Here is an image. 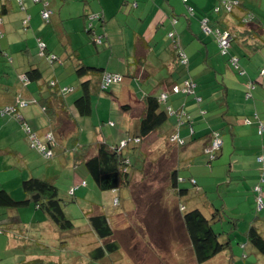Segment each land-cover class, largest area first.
<instances>
[{"label": "crops", "instance_id": "1", "mask_svg": "<svg viewBox=\"0 0 264 264\" xmlns=\"http://www.w3.org/2000/svg\"><path fill=\"white\" fill-rule=\"evenodd\" d=\"M236 1L238 6L234 7L231 13H226L222 7L216 13L214 8L218 5V0H54L51 3L48 0H41L39 3L34 0H22V7L18 5L17 0H0L2 19L0 76L3 77L5 72L13 76L14 61L9 51L17 58V63L23 70L17 74L16 82L7 77L0 79V110L10 107L17 111V116L0 114L2 149L7 150L12 140L19 142L20 147L11 151L13 152L11 155L24 161L28 150L22 138L24 130L21 128H24V125L28 127L29 124L34 127L32 114L36 111L44 115L47 127L40 132L37 128L34 133L42 136L46 132H51L57 140V145L65 144L71 129L77 124L76 118L83 117L74 105L82 90L78 86L79 94L70 96L72 102L67 101L69 94L60 99L53 97L48 87L49 83L55 82L60 89L66 87L62 86L55 76L45 82L40 58L56 73L54 64H58L56 65L58 67L65 66L61 59L62 54L77 55L72 47L78 40L86 43L85 31L91 24L94 33L101 36L103 40L101 45H93L102 46L101 51L104 55L111 54L109 60L114 62L117 60L118 63L115 62V65L83 64L78 54L76 60L71 62L70 68L75 76V71L80 66L96 67L102 72L120 75L122 79L123 76H129L132 82H141L142 85H150L153 82L150 79L152 72L164 75L157 82L158 87L152 89L150 94L148 88L147 92L140 90L142 96L140 95L139 99H136L134 94L132 96L125 93L124 99L119 103L120 127L116 130L117 137L120 138L119 142L124 140L126 135L137 132L139 117L143 111L142 99L148 95L159 98L166 95V99L163 100L164 108L182 109L190 122L186 123V119L183 121L181 119L182 126H178L176 130L177 122L172 121V118L168 119L158 130L156 143L159 142L161 145V140H164L165 136L170 137L178 132L186 148L183 155L199 151H194L197 143L200 144V151L204 152L205 147L210 143L211 133L220 132L222 149L215 160L207 161L208 167L225 156L228 151L230 154L239 149L241 152L237 153L236 157L232 153L229 155V173L234 171L237 174H243V168L233 167V163L245 162L247 152L250 150L256 158L260 147L264 146V133L261 136L257 134L259 123H264V69H260L263 62L258 59L260 50L264 46V0ZM41 2L49 4L51 11L49 23L43 22L39 14ZM188 8H192V15ZM92 14H99L101 19L89 21L88 18ZM248 15H253L254 21L249 27H244L241 19ZM24 19H27V25L22 24ZM203 19L210 28L226 30L231 34L232 41L226 55L220 54L213 37L202 33L200 23ZM45 29H48L50 33L42 35ZM13 31L19 34L17 38L14 37ZM169 33L175 36L173 42L168 38ZM53 36L58 37L56 41L63 50L52 45ZM38 41L44 43L45 55L52 54L56 57L57 60L53 64H49L44 56H40ZM175 43L188 57L185 68L180 67L175 61L172 52ZM11 44H14L12 50ZM230 57L237 59V68L229 62ZM5 62L12 66V69L6 67ZM30 70H37L40 73L39 78L28 79L26 73ZM76 79L81 83L86 80V77ZM186 79L192 80L197 85L191 94L183 96L170 91L172 84L181 85ZM99 80L100 77L92 80L95 84L93 88L95 92ZM249 82L253 88L250 90L251 97L247 98L246 85ZM196 98L200 99V102L197 103ZM126 105L129 106V110H122L121 106ZM33 106L38 107V110L23 111ZM91 114L92 111L89 116ZM246 119L249 120L248 124L245 122ZM111 127L115 129L116 125L113 124ZM227 132L230 134L229 138H227ZM97 141L114 144L109 143L111 140L106 141L95 133L89 145H82L83 149L76 153L75 162L82 163L85 158L84 147L91 148L90 146ZM253 141L256 142L255 145ZM1 153L7 152L0 151ZM8 154L10 155V152ZM255 158V163L259 165ZM255 165L253 164V167ZM248 175H254V171L250 168H248ZM44 180L53 182L51 179ZM179 180L183 182L182 178ZM75 182H78V178L72 181L71 188L76 185ZM82 182H85L86 187V181L81 180L79 183L81 188H83ZM2 215L0 212V216ZM14 216V210H9L6 215L8 218ZM88 232H91L90 228Z\"/></svg>", "mask_w": 264, "mask_h": 264}, {"label": "rangeland", "instance_id": "2", "mask_svg": "<svg viewBox=\"0 0 264 264\" xmlns=\"http://www.w3.org/2000/svg\"><path fill=\"white\" fill-rule=\"evenodd\" d=\"M48 1L51 3L54 0ZM18 5L22 7V3L18 2ZM251 23L253 21L245 19L242 25L249 27ZM48 33L50 31L45 29L42 35ZM13 35L15 38L19 36L15 31ZM85 36L86 43L78 40L72 47L74 53L79 54V59L82 58L83 64L118 63L117 60L115 62L109 60L111 54L104 55L101 51L102 46H94L86 34ZM56 38L58 37L53 36L52 45L63 50ZM10 46L12 50L14 44ZM9 53L14 61L13 76L5 72L0 79L7 77L16 82L17 74L23 70L18 65L17 58L11 51ZM77 55L62 54L61 59L65 66L58 67L56 66L58 64H54L56 73L40 58L45 82L55 76L62 86L73 89L72 93H67L69 102H72L70 96L79 94L80 82L70 71L71 62L76 60ZM258 59L263 62L260 66L263 70L264 46L260 50ZM6 67L12 69L8 63ZM258 73L261 75V71ZM163 76L152 72L150 79L153 82L150 85L135 83L131 81V77L123 76L121 83L112 84L106 92L98 90L95 92L93 89L95 84H93L92 114L89 117L76 118L77 124L71 129L65 144L57 145L52 149L53 154L50 157H46L37 146H30L25 131L22 133V138L28 152L24 161L11 155L13 153L11 151L20 147L19 142L10 141L5 151L0 145V151L7 152L0 154V189L9 193L15 201H21L26 199L21 187L22 181L30 177L51 179L62 199L64 215L74 226L71 231L60 232L49 219H46V215L41 210L34 207L33 203L14 211L15 216L10 218L6 217L9 210L0 209L3 214L0 216V229L4 230L0 233V264H197L186 231L179 219L180 206L185 209L184 212L198 209L209 220L217 218V222H211L212 229L220 235L222 243L229 240L230 252L223 251L202 264H264V257L247 243L246 236L249 227L254 226L264 238V209L261 212L257 210L255 194L253 190L251 191L255 183L262 185L264 202V182L261 183L264 163L257 165L254 161L255 154L251 150L247 152L245 162H234L232 165L243 168L241 175L234 171L229 173V155L232 153L236 157L237 153L241 152L239 149L230 154L228 151L221 159L213 162L211 167H208V156L200 151L199 143L194 146V151H199L184 155L185 147L178 145L177 147L183 148L176 150L173 146L163 145V140L161 145L159 142L146 145L147 147L142 151L143 160L139 159L137 154L126 152L131 158L132 165L134 164L131 182L133 193L126 187L118 191H100L88 176L83 164L75 162L76 154L72 151L73 146L89 145L95 133L106 141L111 140L109 143L119 144L120 138L116 133L120 127L119 103L124 99L125 93L132 96L134 94L136 99H139L140 90L146 92L149 90L150 94L152 89L158 87L157 82ZM36 96L39 98L38 94ZM37 108L28 107L23 111L27 109L36 111ZM161 108L164 109L163 106ZM22 114L26 115V113ZM32 115L34 127L28 125L31 132L34 133L37 128L40 132L47 127L44 115H40L37 111ZM170 118L175 122L178 120L176 115H168L169 120ZM109 122L116 125V128L109 127ZM257 134H260L258 130ZM47 135L55 138L51 132H46L42 136L36 134L42 144V139H46ZM229 136L227 132V138ZM236 143H238L237 139ZM253 143L256 144L254 141ZM11 145L12 147H9ZM262 154H264V146H261L258 152V155ZM176 164L179 177L183 179V182L179 183V189L187 191L182 198L176 197L170 190L168 180L169 173ZM253 164H256L255 167ZM248 168L254 171V175H248ZM77 178L78 182H75L74 187L79 186L81 180H85L87 186L79 191L76 189L73 195L74 187L70 186ZM115 200L118 201L117 204ZM95 211L109 218L113 230L112 240L117 245L113 254L104 256L98 262L92 260L89 251L100 245V240L93 233L88 232L86 219L87 213H95Z\"/></svg>", "mask_w": 264, "mask_h": 264}, {"label": "trees", "instance_id": "3", "mask_svg": "<svg viewBox=\"0 0 264 264\" xmlns=\"http://www.w3.org/2000/svg\"><path fill=\"white\" fill-rule=\"evenodd\" d=\"M40 1L41 0H38L37 2L39 3ZM48 5H49L48 3L41 2V9L39 12L43 22L46 23H49L51 16V11ZM219 5L220 4L218 0L217 6ZM44 10L50 12L49 19H44L42 17V12ZM226 13H231V12H226ZM92 15H98L99 16V18L97 19L98 21L101 19L99 14H92ZM248 16H245L244 18H247ZM252 21H254V17ZM22 22H24V20ZM85 33L87 34L91 42L94 45L98 46L96 43L92 41V33L88 28L85 31ZM229 47H230V43L228 48ZM172 52L174 54L175 61L179 63L180 58L178 55L182 54L183 52L181 50H173ZM185 59L188 61V57L186 54H185ZM26 74L29 77L28 79L30 80L39 78L40 76V73L37 70H30ZM75 74L78 78L86 77V80L81 82L79 85V87L82 90V93L80 97L75 100L74 105L81 116L87 117L92 111V106H91V88L93 84L92 80L96 79L97 77H100V80L97 84V90L99 92H106V90L112 84L105 86L104 75L110 73L102 72V70L95 67L80 66L75 71ZM110 75H116V74H110ZM121 81H122V77L118 83H120ZM175 86H177V84H172L170 88H173ZM196 86L197 85L195 83L193 89H195ZM48 87L50 88V91L52 93L51 95L53 97L55 96L58 97V99L63 98L64 95L72 91L71 89L68 88H64L67 90H64L63 88L60 89L55 82L49 83ZM142 104H143V111L139 117L138 130L137 132L126 135L124 139L131 138L132 140L128 142L125 147L120 148L119 144L109 145L104 141L95 142L92 146H90L91 148L84 147L85 158L82 164L85 167L88 176L91 178L93 183L100 191H118L120 188L123 187L132 190L133 188V185L131 184L132 175H133L132 167L134 166V164L132 165L131 158L127 155V153L132 152L135 155L137 154L138 158L143 160L142 151L144 147L146 148L147 147L146 145L148 144L151 145L155 144V142L157 141L156 134L158 130L161 129V127L164 126L168 120L167 111L165 108L164 109L161 108V106L164 107V104L160 101L159 97H155L152 95L145 96L142 99ZM121 109L127 111L129 110V106L127 105L121 106ZM183 119H186V123L190 122L186 117L182 118V121ZM177 125L179 127L182 126L179 124ZM108 126L111 127L113 126V124L111 125L110 123L108 124ZM213 132H217V131H213ZM213 132L210 135L211 139ZM217 133H219L221 139L220 132ZM168 136H165V139L163 140L164 141L163 145L167 144L173 146L176 148V150H179L178 148L184 147V142L183 145H180L183 147H177L178 143L170 141V137ZM134 139H137L138 141L136 142ZM53 140L55 146L51 147L50 150L51 155L53 154L52 149L57 147L56 144L57 140L55 138ZM45 142L46 140L44 139L43 143ZM207 147H205V149ZM72 149H73L72 151L76 154L77 151L79 152L81 149H83V146L80 145L78 146V144H76L75 147L73 146ZM221 149L222 146L220 150ZM89 151H91V153H89ZM219 151L215 153L213 160L217 158V154L219 153ZM213 160H209V161H213ZM263 175L264 174L262 173L261 176ZM262 178L263 181L261 183L264 182V176ZM179 179L180 178L177 172V164H176V167L173 168V170L169 173L168 180L170 183V188H171L170 190H172L175 193L176 197L182 198L183 196L186 195L187 191L181 188L179 189V183H180ZM85 185L86 184H84L83 187H85ZM21 187L26 195V199L21 201H15L10 196L9 193H7L3 189H0V208L16 211L21 207L27 206L29 203H33L34 207L38 210H41L46 215L47 219H49L51 223L55 225L60 232L64 233L73 230L74 228L73 223L70 220H68L64 215L62 209L63 202L62 199L59 197L58 189L53 182L31 177L25 181H22ZM79 188H81L80 185L74 187L72 194L74 195L75 193L74 191ZM252 190L255 194L257 193L255 191V186L252 187ZM117 202L118 201L115 200L116 204ZM179 211H180L179 219L181 220L183 228L186 231L197 264L205 263L223 251L228 250L230 252L229 243H228L229 240L222 243L220 241V237H219L220 235L212 229L211 222H217L218 220L217 218H211L209 220L198 209H193L188 212H184L185 209L184 208L181 209L180 206ZM86 219L91 232L97 237L98 240H100V245H98L89 252V254L92 257V260L94 262L96 261L98 262V260L103 259L104 256L113 254L117 249L116 243L112 240L113 238L112 226L110 224L109 218L106 215L99 214L96 211L95 213H87ZM3 231L4 230L0 229V233H2ZM246 236H247V243H249L256 250L258 254L264 257V238L260 235L258 229L254 226H250Z\"/></svg>", "mask_w": 264, "mask_h": 264}, {"label": "built area", "instance_id": "4", "mask_svg": "<svg viewBox=\"0 0 264 264\" xmlns=\"http://www.w3.org/2000/svg\"><path fill=\"white\" fill-rule=\"evenodd\" d=\"M17 1L19 3H21L22 0H17ZM34 1L37 2L38 0H34ZM219 4H220L219 6L214 8V12H216V13L219 11L220 7H222L224 9V11H226V12H232V9L234 7H236V6H238V2L236 0H219ZM188 11H189V13L191 15L193 14V10L191 8H188ZM49 16H50V12H48L47 10H44L42 12V17L44 19H49ZM98 18H99L98 15H92L88 19H89V21H91V20H94V19L97 20ZM245 19L248 20V21H250V20L252 21L253 17H252V15H249L247 18H243L241 20V23L244 24ZM26 20L27 19H24L23 23L26 24ZM1 22H2V20L0 18V24H1ZM174 23H175V21H174ZM200 27H201V30H202L203 34H205L206 36L213 37L214 40L217 42L220 54L226 55L228 53L229 43L232 41L231 34L228 31H226V30L222 31V30H219V29L210 28L208 26L206 20H204V19L201 21ZM87 28L92 33V41L94 43H96L97 45H100L102 43L101 36L96 35L94 33V31H93V29L91 27V24H89ZM0 36H1V34H0ZM174 37L175 36L173 35V33H169L168 38L171 39L172 42H173ZM38 48H39L40 56H44L46 61L49 64H52V63H54L57 60L56 57L54 55H52V54L45 55V45H44V43L38 41ZM174 50H181V49H179L178 44H176V43L174 44ZM178 56L180 58L178 65L179 66H184V67L187 66L188 61L185 59L184 52L182 54L178 55ZM229 62L235 68H237V59L236 58L230 57L229 58ZM104 79H105V86H107V85H110V84L118 83L121 80V77L118 76V75L105 74L104 75ZM194 84L195 83L192 80L186 79V80H184L182 82L181 85H177V86H175L173 88H170V91L173 94H176V95L188 96L189 94H191L193 92ZM246 88H247L246 97L250 98L251 97L250 90L253 88V85L249 82V83H247ZM64 90H67V89H64ZM165 99H166V95H163L160 98V101L162 103H164L163 100H165ZM195 101L198 103V102H200V99H195ZM166 111H167L168 115H176L178 117V120H177V123H176V127H175V129L177 130V128H178L177 124L180 125L182 123L181 119L187 117V114L182 109L179 110V111H173L169 107L166 108ZM0 114L1 115L17 116V111L14 108L5 107V108H2L0 110ZM245 122L247 124L249 123V121L247 119L245 120ZM23 130L25 131V133H27V138H28V141H29V144H30L31 147L37 146L38 148L41 149L42 153H44V155L46 157H50L51 156V152H50L51 147H54L55 145H54V140H53V138L50 135L46 136V139H45L46 142L42 144L40 142V140L37 138L36 134L31 132L29 127L24 125ZM258 131L260 133L259 135L264 133V123H262V122L259 123ZM131 140H132L131 138L124 139L123 141L120 142L119 147L120 148L125 147L127 145V143L130 142ZM134 140L136 142L138 141L137 139H134ZM170 141L177 142L178 145H183V140L180 139V137L178 136V132H175L173 135L170 136ZM221 146H222V141L220 139L219 133L213 132L210 145L206 149H204V153L208 156L209 160H213L214 159L215 153L220 150ZM256 161L259 164L264 163V154L258 155L257 158H256ZM263 176H261V182L263 181V178H262ZM84 184L85 183L82 182V186H84ZM255 191L257 193L256 194L254 192L253 193L255 194V201H256L257 210L261 211V210L264 209V202H263L262 189H261L260 184H256L255 185ZM181 209H183V208H181Z\"/></svg>", "mask_w": 264, "mask_h": 264}, {"label": "clouds", "instance_id": "5", "mask_svg": "<svg viewBox=\"0 0 264 264\" xmlns=\"http://www.w3.org/2000/svg\"><path fill=\"white\" fill-rule=\"evenodd\" d=\"M121 141H123V140H121ZM119 144H120V142H119ZM181 208H183V207H181Z\"/></svg>", "mask_w": 264, "mask_h": 264}]
</instances>
